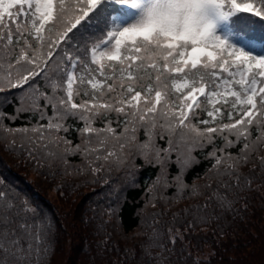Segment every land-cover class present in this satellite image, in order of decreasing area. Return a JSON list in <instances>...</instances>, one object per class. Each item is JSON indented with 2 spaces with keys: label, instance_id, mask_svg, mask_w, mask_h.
Segmentation results:
<instances>
[{
  "label": "snow or ice",
  "instance_id": "1",
  "mask_svg": "<svg viewBox=\"0 0 264 264\" xmlns=\"http://www.w3.org/2000/svg\"><path fill=\"white\" fill-rule=\"evenodd\" d=\"M255 18L264 27V0H0V93L18 89L31 93L29 110L53 109L46 124L4 130L31 131L37 134L36 140L29 139L34 147L47 140L39 147L47 150L49 143H63L67 153L71 142L50 133L66 132L62 121L72 116L84 122L81 134H89L85 153H95V160L105 162L117 156L107 147L109 141L120 142L129 131L135 141L138 127L147 136L139 145L144 155L151 151L154 135L163 138L167 132L171 137L177 130L181 140L192 144L205 139L211 143L219 134L226 147L232 146L229 136H234L235 142H243L242 152L250 150L264 143V37H248L233 26L246 21L250 29ZM82 21L95 22L100 33L90 48L85 42L90 60L66 53L71 70L57 65L59 78H49L53 48L70 39L74 29L79 31ZM257 46L261 51L254 54ZM41 75L49 80L53 96L34 86ZM57 91L62 94L56 95ZM112 112L125 117L122 130L112 127L110 119L103 128L92 126ZM200 113L210 119H199ZM40 115L43 119L44 112ZM5 118L0 112V121ZM252 128L258 135L250 146ZM127 147L119 143L121 152ZM71 150L81 151L80 145ZM161 151L156 150L157 158ZM216 151L222 150L211 153L213 167L226 165L218 174L234 175L241 158L233 160L230 153L216 155ZM126 157L127 153L125 158L117 156V163H125ZM102 170V165L92 169ZM16 201L0 188V264H41L49 251L51 222L36 217V209L26 200ZM157 236L154 230L150 240Z\"/></svg>",
  "mask_w": 264,
  "mask_h": 264
},
{
  "label": "trees",
  "instance_id": "2",
  "mask_svg": "<svg viewBox=\"0 0 264 264\" xmlns=\"http://www.w3.org/2000/svg\"><path fill=\"white\" fill-rule=\"evenodd\" d=\"M255 19L257 23L250 29L244 21L234 25V30L248 37H264V27ZM81 23L84 26H78L79 31L74 29L68 34L70 39L53 48L49 78H59L57 65L71 70L66 53L90 60L85 42L90 48L100 33L95 22ZM259 52L254 49V54ZM34 86L53 96L44 75L36 78ZM30 96L18 89L0 93V112L6 117L0 121V188L15 196L17 203L26 200L36 209V217L51 222L49 251L41 264H264V143L242 152L243 142H235L234 136H229L234 141L230 147L219 134L211 143L205 139L192 144L181 140L177 130L171 137L167 132L163 138L154 135L151 151L144 155L139 145L147 136L138 127L135 141L130 139L131 131L122 136L120 142L128 145L123 152L120 142L108 143L118 157L125 158L127 153L125 163H117V156L109 162L97 161L95 153L84 151V139L89 135L80 132L84 122L72 116L62 121L66 132L50 133L71 142L67 153L63 143H49L47 150L39 147L47 140L34 147L29 139L36 140L37 134L31 131L6 132L5 127H38L53 115L51 107L29 110ZM109 119L112 127L123 129L125 117L115 112L96 119L92 126L103 128ZM199 119L210 118L200 113ZM251 131L250 146L258 135L255 128ZM76 145L81 151L71 150ZM91 146H96L95 138ZM29 149H33L32 156ZM157 149L163 150L159 158ZM214 150H222L216 155L230 153L233 160L241 158L234 175L218 174L226 165L213 167ZM47 151L55 155L49 156ZM101 165L102 171H92ZM154 230L158 234L155 241L150 240Z\"/></svg>",
  "mask_w": 264,
  "mask_h": 264
},
{
  "label": "rangeland",
  "instance_id": "3",
  "mask_svg": "<svg viewBox=\"0 0 264 264\" xmlns=\"http://www.w3.org/2000/svg\"><path fill=\"white\" fill-rule=\"evenodd\" d=\"M256 48H259V49H261V48H260V46H257Z\"/></svg>",
  "mask_w": 264,
  "mask_h": 264
}]
</instances>
